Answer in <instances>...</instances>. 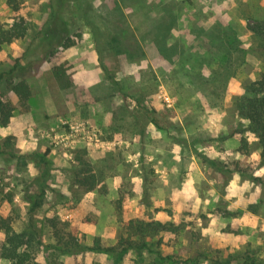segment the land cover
<instances>
[{"label": "rangeland", "instance_id": "rangeland-1", "mask_svg": "<svg viewBox=\"0 0 264 264\" xmlns=\"http://www.w3.org/2000/svg\"><path fill=\"white\" fill-rule=\"evenodd\" d=\"M6 1L0 22L22 18L28 33L2 47L0 73L17 63L9 81L30 94L20 102L0 82L12 109L5 126L0 113V217L26 232L35 262L264 264V166L237 114L264 74L251 32L264 0H20L17 12ZM56 21L63 40L47 42ZM204 158L260 181L233 180ZM128 223L147 249L120 260L56 249L72 238L113 246Z\"/></svg>", "mask_w": 264, "mask_h": 264}, {"label": "trees", "instance_id": "trees-1", "mask_svg": "<svg viewBox=\"0 0 264 264\" xmlns=\"http://www.w3.org/2000/svg\"><path fill=\"white\" fill-rule=\"evenodd\" d=\"M19 1L20 0H7L6 3L12 12H17L20 5ZM55 24L58 27L54 32L51 33V35H48L50 29H47L50 25L45 28V41L49 42L52 40V42H54L56 41V38L63 40V36L60 34L64 31V25L62 22L57 21L52 23V25ZM251 32L255 34L261 42L264 43V23L252 28ZM27 33L28 28L25 20L22 18H17L10 25L0 22V51L4 45H8L13 41L23 40L27 36ZM64 46L67 45L65 44ZM20 68L21 67L15 63L12 69L6 73H0V82L6 78L5 81L8 83L9 90L18 98L20 102H25L30 94L27 84L22 79L10 82V78H8L13 74H18L20 72ZM53 73L54 76L59 80L64 75V72L60 67H54ZM248 89V93L239 99L237 104V114L240 119L247 122L246 130H248L257 139L259 146V165L264 166V74L261 75L259 80H256L250 84ZM11 110L12 109H9L7 105L2 103L0 100V113L3 116L1 125L5 126L7 124L11 116ZM240 142L241 145L238 150L243 153L247 150V140L245 138H241ZM41 161H43L44 164H47L44 161V157L41 158ZM204 161H206L211 167L217 168V171L219 172L225 171L228 173H237L241 177L246 176L248 179H252L253 182L260 181L256 177L246 175V173L238 167L237 162L234 164L233 169H227V167H225L226 165L218 163L209 158H204ZM42 195L43 193L29 199V213L33 214L39 209ZM6 202L11 204V195H7ZM158 227L165 228L161 225H158ZM0 231L4 233V240L0 243V258L7 260L9 264H39L35 262L31 253L27 249L29 248L31 240L25 236L26 232H15L11 224L3 217H0ZM144 234L145 232L140 226L136 228L132 225V223H128L125 234L126 236L120 237L113 246H103L101 245L99 239L96 238L93 240L91 246H85L75 242L72 238L67 242H58L59 247L56 249L60 253L71 255L88 251L94 253H104L107 255H112L116 260H120L128 250L139 251L141 249H147V245L143 241V238H145ZM137 236L141 237V243H138V241L134 239Z\"/></svg>", "mask_w": 264, "mask_h": 264}, {"label": "crops", "instance_id": "crops-1", "mask_svg": "<svg viewBox=\"0 0 264 264\" xmlns=\"http://www.w3.org/2000/svg\"><path fill=\"white\" fill-rule=\"evenodd\" d=\"M237 175H238L237 173H233V177H232V179L234 180V179L237 177ZM238 176H239V175H238ZM232 179H231V180H232Z\"/></svg>", "mask_w": 264, "mask_h": 264}]
</instances>
